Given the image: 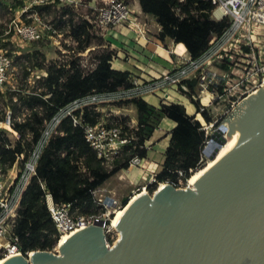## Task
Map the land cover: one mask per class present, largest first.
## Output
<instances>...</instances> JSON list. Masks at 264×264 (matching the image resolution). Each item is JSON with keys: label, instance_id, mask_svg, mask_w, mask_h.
<instances>
[{"label": "trees", "instance_id": "trees-1", "mask_svg": "<svg viewBox=\"0 0 264 264\" xmlns=\"http://www.w3.org/2000/svg\"><path fill=\"white\" fill-rule=\"evenodd\" d=\"M20 4L17 2L11 9ZM138 4L141 13L152 18L159 27L155 35L157 42L164 48L170 42L181 45L192 61L199 60L229 26L227 18L220 21L210 18L214 9L210 0H138ZM0 7H6V0H0ZM36 12L39 15L44 12L52 14L55 20L53 25L59 32L64 31L59 28L61 25L67 28L64 36L75 43L77 53H83L90 47L92 24L73 7L54 5L53 8H36ZM98 46L102 48V44ZM116 57L115 51L103 48L95 58L93 67L86 71L78 59L62 66L56 62L45 65L44 55L35 48L25 52L23 79L27 80L35 70H43L45 76L35 79L32 88H19L9 94L7 108L19 139L12 138L4 130L0 131V166L10 184H15L23 171V162H19L16 156L23 154L25 160L40 141L46 124L67 106L90 96L100 97L133 88L130 72L112 68ZM228 65L224 60L221 67L227 69ZM157 80L155 78L152 82ZM184 83L193 92L196 80H186ZM190 101L201 115H196L200 124L193 116H188L179 103L159 100L158 105L154 106L141 96L128 100L127 103L136 109V126L130 128L125 124L122 127L116 123L118 118L113 119L116 122L112 126H106L119 128L122 137L128 140L110 168L98 159L84 139L82 125L94 126L102 121V114L96 106H82L75 109L71 116L61 117L55 132L41 151L35 174L21 196L14 219L13 232L22 253L50 252L57 245L59 235L47 209L46 194L50 195L54 204L69 205V212L73 216L99 218L103 208L96 205L92 192L101 188L115 174L126 170L133 158L146 159L145 144L152 139L157 124L163 119L173 122L175 127L169 133L161 169L154 177V184L147 186V190L152 192L158 183H168L177 188L179 183H184L193 172L202 168L208 136L201 124L205 122L207 126L212 124L217 127L218 122L212 120L207 108L200 111L201 106L194 100ZM21 108L25 113L20 112ZM22 114L24 117L18 121ZM3 115L2 110L0 118ZM72 117L80 124L73 125Z\"/></svg>", "mask_w": 264, "mask_h": 264}, {"label": "built area", "instance_id": "built-area-1", "mask_svg": "<svg viewBox=\"0 0 264 264\" xmlns=\"http://www.w3.org/2000/svg\"><path fill=\"white\" fill-rule=\"evenodd\" d=\"M214 6L210 18L214 21H220L224 18L229 20L228 28L223 32L220 38L212 42V46H216L215 54L223 62L229 64L230 71L222 75L212 70H205L203 64L207 61L204 56L199 60L192 61L189 57H177L174 69L156 83L147 88L145 93L156 94L163 92L166 88L176 87L180 92L186 91L187 86L184 83L187 79L196 80V85L200 88L201 93H206L216 100L228 98L234 100L235 90L243 91L247 95L248 88H252L250 95L264 84V49H260L261 36L264 37V0H210ZM69 3L76 4L73 0H21V4L13 9L15 12L13 18L8 23L3 22L0 16V89L7 83L8 74L12 70V56L5 49V45L20 42L27 46L31 43L42 41L48 42L56 47L61 46L65 32H59L53 24L44 15H39L36 8L48 7L53 8L67 5ZM132 11L129 5L123 0H103V5L94 15L93 21L88 20L93 28L100 34L106 32L109 28L123 26L125 24L136 34L138 39L147 40L144 28L131 18ZM242 34V36H240ZM69 39V38H68ZM211 46V47H212ZM60 49V48H59ZM230 52V55L228 56ZM241 73V78L236 81L234 86L229 82L234 77V71ZM45 76L43 70H35ZM195 72L190 78V74ZM39 78V77H37ZM135 79V78H134ZM131 82V81H130ZM136 81H132L133 88L136 89ZM221 90V92L218 90ZM112 94H104L100 97L90 96L80 102H74L61 111L59 115L54 117L44 130L40 141L35 149L26 157L17 155L19 162H23V171L19 180L15 184H10L0 166V258L7 255H20L27 259L28 253H22L18 244V239L13 232L14 219L23 192L29 184L30 179L35 174V167L42 149L46 145L48 139L55 132V128L61 117L71 116L72 112L82 106L92 105L95 102L107 101ZM184 96V95H183ZM164 102L170 103L167 93H163ZM229 101L230 110L234 108L235 101ZM182 105V104H181ZM200 111L207 108L201 104ZM229 111V110H228ZM200 115V113H198ZM24 117V114L18 118V121ZM73 125H79L80 121L72 117ZM205 123V122H204ZM84 139L88 145L96 152L98 159L102 160L107 168L111 167L113 159L118 154L122 146L128 143L123 138L119 128H108L98 123L94 126L82 125ZM202 129L208 136L204 149L210 142V136L215 130H218L225 136L228 130L227 122H221L214 129H209L206 124H201ZM6 131L14 139H19L18 133L13 129L11 121V113L9 110L4 111L3 117L0 118V131ZM206 159V157L204 156ZM24 160V161H23ZM141 163L138 158L130 160L127 170L134 168ZM155 177V175H154ZM153 177V183L155 181ZM96 190L92 192L95 197V203L103 209L108 205V198L98 201L96 198ZM47 209L53 225L60 237L61 234L75 231L76 229L88 228L102 222L105 233L109 232L106 226V219L103 215L99 218H86L73 216L69 212V205L54 204L50 195H45ZM108 221H110L108 219ZM117 239L119 237L118 233ZM109 247V246H108ZM55 253L57 252L54 249Z\"/></svg>", "mask_w": 264, "mask_h": 264}, {"label": "water", "instance_id": "water-1", "mask_svg": "<svg viewBox=\"0 0 264 264\" xmlns=\"http://www.w3.org/2000/svg\"><path fill=\"white\" fill-rule=\"evenodd\" d=\"M263 113L261 107L259 119ZM224 141L215 130L203 150L207 160ZM102 226L88 227L56 253L36 251L31 264H264V136L194 188L169 185L138 203L111 247Z\"/></svg>", "mask_w": 264, "mask_h": 264}, {"label": "rangeland", "instance_id": "rangeland-1", "mask_svg": "<svg viewBox=\"0 0 264 264\" xmlns=\"http://www.w3.org/2000/svg\"><path fill=\"white\" fill-rule=\"evenodd\" d=\"M126 2L131 11L132 16L131 18L134 19L137 23H139L145 30V37L148 38L155 36L156 34V27L155 23L152 20L145 19L143 15L139 13V15L134 10V6L137 3V0H123ZM17 2H21V0H6V7H0V16L3 22L8 23L11 18H13V14H15L13 9H11V6L16 4ZM103 0H79L78 3L75 5L72 3H69L64 6H70L73 7L76 12L83 16V18H88L91 22L93 21L94 15L97 12V10L102 7ZM43 15L47 18V20L50 21L51 24L55 25V20L53 18L52 14H48L46 12L43 13ZM76 20V19H75ZM127 24L123 25V28L113 27L109 28L106 32H103V34H100L98 31H96L93 28L92 25V37H91V45L87 50L83 51V53H77L75 50V43L68 39L65 36H63L61 46L56 47L55 45H50L48 42H38L36 44L32 45H23L20 42H15L13 44H7L5 45V49L11 54L12 56V70L8 74V81L7 83L0 89V112L9 110L7 108V101L9 98V94L11 92L16 91L19 88H23V90H27L28 88H32L33 82L35 79L42 78L41 74L36 71L32 72L30 77L27 80L23 79V71H22V64H23V55L27 50H31L32 48H35V50H38L40 53H42L45 57V65H47L50 62H56L58 65H65L68 62L78 59L80 66L88 71L93 67V64L95 62V58L98 56V53L103 48H107L108 50H113L116 52V59L113 61V68L121 71H128L134 73L131 75L130 81H136V89L133 91H124L120 90L116 93H113L112 96L107 101H101V102H95L93 105L96 106L97 110L102 114V126H112L113 123L116 121H113L114 118H118L119 121L116 123L121 125L122 127L127 124L130 128H134L136 126V109L135 107L127 103L128 100L134 97H143L147 102H149L151 105L157 106L159 103V100L164 101V98L162 97V93H158L155 96H153L152 93H145L144 89L149 88V85L153 84L152 82L155 77H151L149 74L145 73L149 70V66L145 65H139L141 68L136 69L134 66L139 64L138 61L134 59V57H130L129 55L123 54V52H126L120 45H114L110 40L112 35L107 34L109 30L115 31L119 35H127V31L129 29L127 28ZM62 30H66L67 28L59 27ZM63 31V32H64ZM264 32V30H263ZM106 36V37H105ZM242 36V34L240 35ZM135 38V36H134ZM108 40V41H107ZM123 41V40H121ZM102 44V48L98 45ZM216 46H212L210 50L207 52V54L204 56V60L207 59V61L203 64V68L205 70H212L214 72H217L218 74L222 75L227 71V69L230 71L231 68L227 67V69H223L221 67L222 61L220 58H218L215 54ZM60 48V49H59ZM167 49V48H166ZM260 49H264V37L261 36L260 40ZM180 50L179 47H177V52ZM127 53V52H126ZM118 54H120V57H118ZM131 55V53H129ZM230 55V52L228 56ZM119 68H118V67ZM67 68V67H66ZM136 70H135V69ZM148 68V69H147ZM150 73V72H149ZM162 71L158 70V75H162ZM196 74L195 72L190 74V78ZM39 77V78H37ZM135 78V79H134ZM231 81L229 84L231 86H234L236 81H239L241 78V73L238 70L234 71V77H231ZM159 80V79H158ZM192 80V79H187ZM236 80V81H235ZM264 87V84L261 86V88ZM171 89L168 91L170 95L178 102L184 100V102L180 103L183 105L184 110L188 116H193L192 118L195 121H198L196 119V109L195 106L191 103L190 100L196 101L199 106H202L201 104H204L207 106V109L209 113L212 116L213 121H217L218 124L221 122H227L228 126L231 124L232 128L236 130H241L243 127H247L251 124L252 120L255 119V117L259 115V111H261V107L264 110V96L261 93L260 97L262 100V105L260 107L261 101L260 98L256 96V94L260 93V89H257V92L253 95H250V91H252V88H248L247 95L243 93V91L235 90L234 92V100L222 98L221 100H216L215 98H212L210 95L206 93H201L200 88L196 85L194 87L193 92H190L189 89H186V91L180 92L179 88L178 90L176 87H170ZM260 88V87H258ZM184 95V96H183ZM255 95V96H254ZM13 100H15V96L13 97ZM170 100V97H169ZM231 100L235 101V106L233 109L230 110L229 101ZM229 110V111H228ZM10 111V110H9ZM21 113H25L23 109H20ZM201 116V115H200ZM203 120V119H202ZM199 122V121H198ZM166 121H163L159 124H157L156 127L158 129L153 134L152 139L145 144V148L147 149V157L144 160H141V163L134 167L130 168L129 171L126 169L125 172H120L115 174L113 177H111L105 184L98 188L96 191V198L100 202L104 200L105 197H109L111 200L115 202L114 206H107L103 209V217L106 219V226L109 227V232L105 233V238L107 242V246L111 247L115 241L117 240V230H114L110 227L111 219L113 218L114 212L118 209H120L123 206V200L130 198L135 193H138L141 190H145L146 194L152 198L155 194L156 190L158 189V184H156L154 190L152 192H149L147 190V186L150 187V185L153 183V177L156 175L160 169L161 164L163 161V153H161V143L158 139V137L163 136L159 132L162 130V132H165V130L168 129V127L165 125ZM243 125L240 126L241 124ZM200 124V122H199ZM205 124V123H204ZM217 124V125H218ZM209 129H214L213 125H208ZM208 160L205 159L202 166L207 162ZM201 166V167H202ZM135 170V172L140 173L141 178L136 179L135 181H130L131 171ZM168 186L170 184L165 183ZM171 186V185H170ZM188 186L187 181L184 183H179V186L176 189H186ZM111 203V201H110ZM103 208V207H102ZM102 211V210H101ZM101 215V216H102ZM108 219L110 221H108ZM61 236V235H60ZM60 238V237H59ZM59 240V239H58ZM58 244V242H57ZM57 246V245H56ZM56 246L53 248L50 252H55L54 249H56ZM24 260L29 264V259L24 258Z\"/></svg>", "mask_w": 264, "mask_h": 264}, {"label": "bare ground", "instance_id": "bare-ground-1", "mask_svg": "<svg viewBox=\"0 0 264 264\" xmlns=\"http://www.w3.org/2000/svg\"><path fill=\"white\" fill-rule=\"evenodd\" d=\"M256 92L257 90L254 91L252 95ZM260 92L263 94L262 96H264V87L260 90ZM195 113L196 115H198L197 112ZM231 126L232 125L229 124L228 130L224 136L225 141L223 144H221V147L218 149L215 157L212 160H208L203 165L202 168H200L199 170L191 174V176L187 180V184L189 188H194L196 184L215 167L221 165L223 162L230 159L235 154H237L241 150L251 145L253 142L263 137L264 136V113L261 119H259V115L258 117L256 116L255 119L252 120L251 124L247 127H243V125L241 124L240 126H242L243 128L240 131L232 128ZM167 187H168L167 184H160L154 195L162 192ZM148 199H149V196L146 194L145 190H141L138 193H135L134 195H132L124 206H122L120 209L114 212L113 218L111 219L110 227L113 228L114 230H117L116 232L120 236L119 229L123 221L127 217V215L133 211L134 207L138 203L142 201H146ZM88 230H91V229L81 228V229H76L75 231L61 234L58 240V244L56 246V250L57 251L62 250L66 246V244H68V242L72 240V238ZM37 256H38L37 252L28 253L27 259H29L30 261L29 264H31V262ZM23 262H25L24 258L20 255H7L3 258H0V264H19Z\"/></svg>", "mask_w": 264, "mask_h": 264}, {"label": "crops", "instance_id": "crops-1", "mask_svg": "<svg viewBox=\"0 0 264 264\" xmlns=\"http://www.w3.org/2000/svg\"><path fill=\"white\" fill-rule=\"evenodd\" d=\"M73 1L76 3L79 2V0H73ZM134 7H135L134 10L136 11V13L138 15L140 13L141 15H143V17L145 19H149V20L154 21L152 18L141 13L140 7L138 4V0H137V3L135 4ZM154 23H155V21H154ZM155 27H156V33H157L159 31V27L157 26L156 23H155ZM118 28L122 29L123 26H118ZM127 28L129 29V31H127V35L122 36V35H119L120 33L117 34L115 31L109 30L107 32L106 36L108 34L112 35V36H110L111 37L110 41L114 45H120V47H122L127 52V53L123 52V54H125L127 56L129 55L130 57H134V59L139 62V64L134 66L136 69L141 68L139 65L145 66L148 64L147 66H149V70H150L149 72L150 73L148 71H146L145 73L149 74L151 77L156 76V79L160 80L163 75L167 74L169 71H171V69H174L175 66H177V64L175 62H176L178 56L183 57V58L189 57L181 45H175L172 42H170V43H168V47L166 49L157 42L155 36L148 38V40L138 39L136 37V34L133 31H131V29L128 26H127ZM134 36H135V38H134ZM121 40H123V41H121ZM177 47L180 48V50L178 52H177ZM129 53H131V55ZM118 57H120V54H118ZM112 68H113V63H112ZM115 70H117V69H115ZM158 70H161L163 72L161 76L158 75ZM136 72L137 71H135L133 73L131 72V75H133L134 73L136 74ZM131 75H130V78H131ZM159 80H157L155 82L157 83ZM152 85H156V84L153 83V84L149 85V87ZM170 89L171 88H166L163 92H157L156 94L162 93V97H163V93H167L168 97H170V101H169L170 103H179L178 100L174 99L172 97V95H170L168 93V91ZM145 90L146 89H144V91ZM163 121H166L165 125L168 127V129L165 130V132H162V130L159 132L160 134L163 135V136L158 137L159 141L162 142L160 144L161 149H162L161 153H164V150L168 145L169 133L175 127V124L173 122L166 120V119L161 120L160 123ZM157 129H158V127L156 128V130ZM156 130L154 131V133L156 132ZM121 172L123 173V172H125V170H122ZM131 175H132V177H130L131 178L130 181H132V182L135 181L136 179L141 178L140 173L135 172V170H133V169L131 171Z\"/></svg>", "mask_w": 264, "mask_h": 264}]
</instances>
